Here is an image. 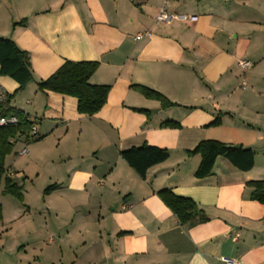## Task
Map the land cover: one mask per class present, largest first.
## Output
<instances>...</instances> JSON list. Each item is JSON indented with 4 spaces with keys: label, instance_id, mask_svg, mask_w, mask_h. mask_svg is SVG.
Masks as SVG:
<instances>
[{
    "label": "crops",
    "instance_id": "0c3cea01",
    "mask_svg": "<svg viewBox=\"0 0 264 264\" xmlns=\"http://www.w3.org/2000/svg\"><path fill=\"white\" fill-rule=\"evenodd\" d=\"M161 7L187 18L156 22ZM142 31L150 36L135 40ZM0 37L28 54L32 80L10 105L28 114L40 137L27 154L18 155L19 140L6 156L25 207L0 203L1 221L15 210L16 219L36 212L53 264H222L220 256L264 264V204L246 185L264 181V0H0ZM240 59L251 67L242 71ZM65 60L98 62L89 82L109 90L96 113L38 89ZM0 85L8 94L19 86L3 75ZM132 85L175 105L162 108ZM218 114L220 124L209 125ZM203 140L250 148L252 168L218 156L210 175L195 177L200 155L187 151ZM142 143L169 153L144 179L120 155ZM37 166L49 184L33 195L28 176ZM161 189L190 198L208 220L179 223Z\"/></svg>",
    "mask_w": 264,
    "mask_h": 264
},
{
    "label": "trees",
    "instance_id": "16d2710c",
    "mask_svg": "<svg viewBox=\"0 0 264 264\" xmlns=\"http://www.w3.org/2000/svg\"><path fill=\"white\" fill-rule=\"evenodd\" d=\"M26 19H21L16 24H24ZM98 66L96 61H71L65 60L51 75L38 83V89L41 91H52L64 95L73 96L77 99V111L85 115L96 113L106 102L109 86L91 84L90 76ZM0 75L9 76L18 83V88L13 94H8L4 102H0V116L15 117L16 123L0 125V186L3 184L2 192L23 201L22 186L7 173L5 159L14 149L15 142L10 139L31 142L38 140L31 134L33 120L29 119L28 114L22 110L10 105L13 95L22 90L25 85L32 80V70L30 60L26 51L20 49L10 38L0 37ZM147 98L158 100L162 108L175 105L166 97L157 91L142 85H132ZM145 112L148 110L136 109ZM220 124V115L209 123L215 126ZM162 127H178L174 121H164L160 124ZM188 155L199 154L200 163L194 173L197 178H203L212 173L215 159L218 156L226 158L237 169L245 171L252 168L254 164V152L250 148H244L239 145L238 148L231 144H226L216 140L200 141L193 149L187 151ZM121 157L127 164L134 169L138 176L145 178L148 169L156 164L165 161L168 158V150L148 143H142L139 146H132L120 151ZM246 185L252 188L250 198L264 204V181L251 180ZM56 187L52 184L44 189V193ZM158 196L174 213L181 224H195L208 220V217L190 198L180 197L173 194L169 189L157 191ZM2 219V210L0 205V220Z\"/></svg>",
    "mask_w": 264,
    "mask_h": 264
},
{
    "label": "rangeland",
    "instance_id": "374dc122",
    "mask_svg": "<svg viewBox=\"0 0 264 264\" xmlns=\"http://www.w3.org/2000/svg\"><path fill=\"white\" fill-rule=\"evenodd\" d=\"M33 141L26 142L25 145L28 146ZM6 161L11 163V157H8ZM14 165L15 168L20 170L21 167L17 160L14 161ZM31 168L33 173L28 176V179L33 180L31 193L35 195L39 189L44 188L49 182L47 175L44 173V168L42 169L40 166ZM36 172H39L37 177ZM20 181L22 180L19 179ZM10 202L23 212L25 205L22 202L0 191V203L6 210L11 206ZM19 212L15 210L14 213L7 214L5 220H0V264H53V254L50 246L45 247L43 245V240L48 234L43 235L44 231L40 228L42 222L37 220L38 214L33 212L29 216L26 215L21 219H16L20 216ZM14 214L15 216L11 217ZM14 219L16 220L12 221Z\"/></svg>",
    "mask_w": 264,
    "mask_h": 264
},
{
    "label": "built area",
    "instance_id": "2783aa9c",
    "mask_svg": "<svg viewBox=\"0 0 264 264\" xmlns=\"http://www.w3.org/2000/svg\"><path fill=\"white\" fill-rule=\"evenodd\" d=\"M174 18H178V19H185L187 18V16L185 15H179V14H171L169 13L164 7H161L155 17V21L156 22H168ZM189 19H194L195 17L193 16H188ZM150 36V32L149 31H142V32H138L134 38L135 40H140L144 37H148ZM238 65L241 67L242 71H246L248 68L251 67V62L246 60V59H240L238 60ZM246 85V81L244 78H242L240 86L244 87ZM7 97V92L4 90V88L0 85V102H4L6 100ZM16 118L15 117H2L0 116V125H7V124H11V123H16ZM35 130H36V125L33 124L31 127V134L35 136ZM11 142H15L17 143L18 140L16 139H10ZM26 143V142H25ZM22 145L21 148L18 150V155H25L27 154L28 150H27V146ZM131 207L130 203H123L121 205L122 209H129ZM219 261L222 264H243V262L235 257H227V256H220Z\"/></svg>",
    "mask_w": 264,
    "mask_h": 264
},
{
    "label": "water",
    "instance_id": "95a60500",
    "mask_svg": "<svg viewBox=\"0 0 264 264\" xmlns=\"http://www.w3.org/2000/svg\"><path fill=\"white\" fill-rule=\"evenodd\" d=\"M233 147H236V148H238L239 147V145H232Z\"/></svg>",
    "mask_w": 264,
    "mask_h": 264
}]
</instances>
